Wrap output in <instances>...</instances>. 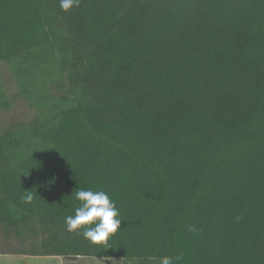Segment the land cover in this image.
Masks as SVG:
<instances>
[{
  "label": "trees",
  "instance_id": "obj_1",
  "mask_svg": "<svg viewBox=\"0 0 264 264\" xmlns=\"http://www.w3.org/2000/svg\"><path fill=\"white\" fill-rule=\"evenodd\" d=\"M17 105L1 254L264 264V0H0V113ZM77 188L119 209L109 249L66 230Z\"/></svg>",
  "mask_w": 264,
  "mask_h": 264
},
{
  "label": "clouds",
  "instance_id": "obj_2",
  "mask_svg": "<svg viewBox=\"0 0 264 264\" xmlns=\"http://www.w3.org/2000/svg\"><path fill=\"white\" fill-rule=\"evenodd\" d=\"M60 8L68 12L72 8L80 6V0H59ZM26 195L22 196V201L31 203L33 195L31 191H24ZM75 198L80 201L79 207L75 209L74 215L65 217V226L68 232H79L83 238L92 245L102 246L109 249V240L115 234L121 225L122 219L115 202L109 195L103 191L84 190L77 188ZM189 227V231H193ZM182 256H162L160 264H174Z\"/></svg>",
  "mask_w": 264,
  "mask_h": 264
},
{
  "label": "rangeland",
  "instance_id": "obj_3",
  "mask_svg": "<svg viewBox=\"0 0 264 264\" xmlns=\"http://www.w3.org/2000/svg\"><path fill=\"white\" fill-rule=\"evenodd\" d=\"M6 72V71H5ZM6 89L8 91H11L10 94H15L14 92L16 91V86L10 85L9 86L5 83ZM21 103V102H20ZM19 103V104H20ZM15 111L11 114L8 115H3L0 113V121L1 122H6L11 119V117H14L15 114H21L23 106L17 105ZM1 235H0V248L1 247ZM13 260L12 264H61L63 262V258H57V257H26V256H7V259L5 260ZM121 259H106V258H97V257H86L84 262H88L89 264H117ZM70 264H80V263H70ZM82 264V263H81ZM121 264V263H119Z\"/></svg>",
  "mask_w": 264,
  "mask_h": 264
},
{
  "label": "crops",
  "instance_id": "obj_4",
  "mask_svg": "<svg viewBox=\"0 0 264 264\" xmlns=\"http://www.w3.org/2000/svg\"><path fill=\"white\" fill-rule=\"evenodd\" d=\"M7 256H14V255H9V254H1L0 253V264H12V259L11 260H5L7 259ZM16 256H26V257H46V256H27V255H16ZM48 257H57L62 259L63 258V262L61 264H70V263H82V264H89L88 262H84L86 257H78V258H65V257H60V256H48ZM99 258V257H97ZM121 262H118L117 264L121 263V264H125L124 261L121 259Z\"/></svg>",
  "mask_w": 264,
  "mask_h": 264
}]
</instances>
